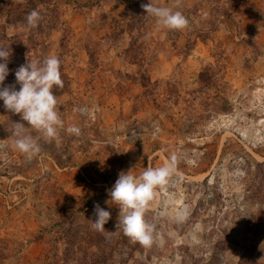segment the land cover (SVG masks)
I'll return each mask as SVG.
<instances>
[{
	"label": "rangeland",
	"instance_id": "obj_1",
	"mask_svg": "<svg viewBox=\"0 0 264 264\" xmlns=\"http://www.w3.org/2000/svg\"><path fill=\"white\" fill-rule=\"evenodd\" d=\"M149 2L0 0L3 86L19 90L15 70L51 55L64 81V129L31 161L12 135L26 122L0 100V264H264V0H182L184 30L146 15ZM174 153L144 247L124 235L109 190ZM96 204L111 215L103 232Z\"/></svg>",
	"mask_w": 264,
	"mask_h": 264
},
{
	"label": "clouds",
	"instance_id": "obj_2",
	"mask_svg": "<svg viewBox=\"0 0 264 264\" xmlns=\"http://www.w3.org/2000/svg\"><path fill=\"white\" fill-rule=\"evenodd\" d=\"M141 7L146 15L154 17L159 25L168 30H184L189 26L188 18L178 10L182 7V0H174L171 7L157 6L150 0ZM42 19L38 11L32 10L26 17L27 25L36 28ZM10 55L11 51L0 46V100L7 111L19 114L21 120L26 122L13 123L12 135L15 137V148L31 161L42 151L39 143L41 138L51 142L58 138L59 130L64 129L58 109L59 100L54 92V89L64 87L61 60L51 55L42 62L33 60L20 65L15 70L16 83L20 85L17 90L15 85L3 86L9 74ZM74 111L84 112L85 109ZM29 129L40 136L34 137ZM66 131L78 136L81 130L73 125ZM177 164L178 158L174 153L162 166L147 167L138 176L131 171H122L109 190L110 201L119 208L118 225L134 243L151 247L156 242V225L147 221L146 213L158 195L157 189L169 184ZM94 214L96 219L92 227L99 232L105 231L104 226L111 218L110 212L96 204Z\"/></svg>",
	"mask_w": 264,
	"mask_h": 264
}]
</instances>
